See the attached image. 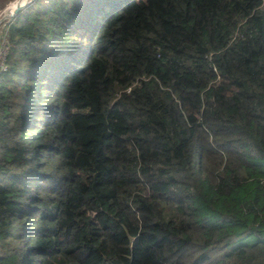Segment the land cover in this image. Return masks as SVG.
Masks as SVG:
<instances>
[{
	"label": "trees",
	"instance_id": "obj_1",
	"mask_svg": "<svg viewBox=\"0 0 264 264\" xmlns=\"http://www.w3.org/2000/svg\"><path fill=\"white\" fill-rule=\"evenodd\" d=\"M3 29L0 264H264V0H30Z\"/></svg>",
	"mask_w": 264,
	"mask_h": 264
},
{
	"label": "rangeland",
	"instance_id": "obj_2",
	"mask_svg": "<svg viewBox=\"0 0 264 264\" xmlns=\"http://www.w3.org/2000/svg\"><path fill=\"white\" fill-rule=\"evenodd\" d=\"M10 1H12V0H0V12H3V14L6 12V10L8 11L9 9V6H12V4L11 5H9L8 7H6L7 6V4L10 2ZM3 3H4V5H3ZM3 5V6H2ZM0 17H2V15H0ZM7 20H8V17H4V18H1V24H0V49H1V44L4 42V41H6L7 42V38L5 37V36H3V33H4V29H3V27H4V25H5V23L7 22Z\"/></svg>",
	"mask_w": 264,
	"mask_h": 264
},
{
	"label": "built area",
	"instance_id": "obj_3",
	"mask_svg": "<svg viewBox=\"0 0 264 264\" xmlns=\"http://www.w3.org/2000/svg\"><path fill=\"white\" fill-rule=\"evenodd\" d=\"M7 45L5 41L1 44V49H0V68L4 69L6 68V63L4 62V53L6 51Z\"/></svg>",
	"mask_w": 264,
	"mask_h": 264
},
{
	"label": "clouds",
	"instance_id": "obj_4",
	"mask_svg": "<svg viewBox=\"0 0 264 264\" xmlns=\"http://www.w3.org/2000/svg\"><path fill=\"white\" fill-rule=\"evenodd\" d=\"M27 3V0H13L11 11H15V8L17 6H23L24 4ZM0 15H3V12H0Z\"/></svg>",
	"mask_w": 264,
	"mask_h": 264
},
{
	"label": "water",
	"instance_id": "obj_5",
	"mask_svg": "<svg viewBox=\"0 0 264 264\" xmlns=\"http://www.w3.org/2000/svg\"><path fill=\"white\" fill-rule=\"evenodd\" d=\"M30 0H27V3L29 2ZM11 3H13V0L12 1H10L8 4H7V6L6 7H8ZM26 3V4H27ZM26 4H24L23 6H25ZM23 6H17L16 8H15V11L13 12V11H11V7L12 6H9V8H10V11H9V13H8V17H11L14 13H16L19 9H21ZM3 17V16H2ZM2 17H0V20H1V18Z\"/></svg>",
	"mask_w": 264,
	"mask_h": 264
},
{
	"label": "bare ground",
	"instance_id": "obj_6",
	"mask_svg": "<svg viewBox=\"0 0 264 264\" xmlns=\"http://www.w3.org/2000/svg\"><path fill=\"white\" fill-rule=\"evenodd\" d=\"M12 4V3H11ZM10 4V5H11ZM9 10L7 11L6 10V12L2 15L3 17L2 18H4V17H8V13H9V11H10V8H8ZM9 18V17H8ZM1 22V21H0ZM1 24V23H0Z\"/></svg>",
	"mask_w": 264,
	"mask_h": 264
},
{
	"label": "crops",
	"instance_id": "obj_7",
	"mask_svg": "<svg viewBox=\"0 0 264 264\" xmlns=\"http://www.w3.org/2000/svg\"><path fill=\"white\" fill-rule=\"evenodd\" d=\"M7 1V0H6ZM3 5H4V3H3Z\"/></svg>",
	"mask_w": 264,
	"mask_h": 264
}]
</instances>
